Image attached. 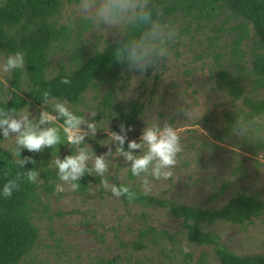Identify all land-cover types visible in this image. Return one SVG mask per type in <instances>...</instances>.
<instances>
[{"label":"rangeland","instance_id":"374dc122","mask_svg":"<svg viewBox=\"0 0 264 264\" xmlns=\"http://www.w3.org/2000/svg\"><path fill=\"white\" fill-rule=\"evenodd\" d=\"M78 3L63 0L56 22L77 29L85 21L90 27L80 39L74 38L69 46L62 45L53 53L52 74L61 61L69 62L72 43L94 53L121 38L115 30H98L80 16ZM160 19L178 29V35L156 69L144 74L127 70L118 80L99 78L79 101L67 102L77 116L91 120L95 113L97 133L86 137L79 147L90 146L97 156L107 153L109 147L114 153L115 143L107 145L109 134L120 133L121 125L132 129L127 133L129 141L140 142L146 126L168 122L178 130L184 151L173 176L152 181L147 194L206 208L222 207L242 192L264 200V76L253 71V25L222 7L204 13L172 11ZM7 55L0 52V63ZM11 82L12 72L0 73V100L11 99ZM109 92L111 106L105 108ZM135 105L140 112L129 120L127 113ZM23 108H28L33 118L41 110L51 112L52 104L31 103ZM62 124L60 120L54 125L61 128V143L35 153L39 200L34 223L40 237L20 264H108L111 260L117 264L140 260L148 264H221L213 247L192 244L185 238L180 221L168 210L125 205L102 185L103 179L110 185L120 181L134 193H145L141 178L132 175L131 165L123 157H113L104 177L86 172L76 181L79 187L75 190L62 182L55 159L77 154V147L68 144ZM82 128L87 130L86 125ZM14 146V140L5 141L0 134V149L12 153ZM49 169L57 174L49 184L51 191L45 189L43 178ZM145 222L159 231L169 230L174 240L146 239V249L135 250L133 244ZM200 226L231 252L264 256V213L245 224L216 221Z\"/></svg>","mask_w":264,"mask_h":264},{"label":"trees","instance_id":"16d2710c","mask_svg":"<svg viewBox=\"0 0 264 264\" xmlns=\"http://www.w3.org/2000/svg\"><path fill=\"white\" fill-rule=\"evenodd\" d=\"M77 2L79 0H70ZM162 12L183 11L185 13H204L222 7L242 17L253 25L255 32V56L252 62L256 75L264 76V0H153ZM63 7V0H4L0 4V52L25 54V68L12 72V96L9 100H0V108L21 109L28 104L44 105L43 93L48 91L51 99L76 103L87 89L99 78L107 77L118 80L128 70L124 63L117 62L115 51L121 39L108 44L103 50L90 53L72 43L69 48V62H60L57 71L52 74V55L62 45L69 46L74 38L80 39L90 23L82 21L81 26L72 29L70 26H59L56 17ZM140 31L129 35L139 37ZM68 79L70 83H61ZM24 92V93H22ZM112 94L105 96V108L111 106ZM140 108L135 105L127 113V118H136ZM32 157L35 153L22 150L21 158ZM17 158L8 150L0 149V192L9 180H16L19 190L10 198L0 194V264H20L37 245L40 234L34 223V212L39 200V185L29 182L27 171L36 169L37 161L21 168ZM57 177L49 169L43 175L45 189ZM116 185H123L116 181ZM130 203L127 196L120 198L125 205H140L147 208L166 209L180 221L185 238L192 244L211 246L221 264H264V256H240L231 252L217 242L210 232L205 231L200 223L223 221L232 224H245L264 213V200L247 192L238 193L219 208L187 205L184 203L160 198L154 195L136 192ZM139 239L133 248L146 249L145 240L164 237L171 241L175 235L165 229L157 228L145 222V227L138 232ZM205 261V255L202 256ZM206 262V261H205ZM108 264H117L111 260ZM135 264H148L140 260Z\"/></svg>","mask_w":264,"mask_h":264},{"label":"clouds","instance_id":"9594fccd","mask_svg":"<svg viewBox=\"0 0 264 264\" xmlns=\"http://www.w3.org/2000/svg\"><path fill=\"white\" fill-rule=\"evenodd\" d=\"M77 9L78 14L90 20L98 30H115L121 35L115 59L126 64L130 72L144 74L150 68L156 69L168 55V46L178 35V29L160 19L161 9L153 0H79ZM134 31L141 32L139 37L129 35ZM24 68L25 54L19 51L7 55L0 63V73L4 74ZM61 83L67 84L70 81L64 79ZM43 97L45 104H52V111L41 110L38 117L30 118L32 113L28 108H0V134L5 141H15L12 154L17 157L16 163L21 168H25L29 163H36L32 157L21 158L22 150L41 153L46 148H54L61 143V128L54 125L63 120L62 130L68 144L77 147V154L66 156L64 159L56 158L54 164L58 169L59 179L70 183L73 190L79 187L76 181L84 177L86 172H94L100 177L109 173L113 157H123L125 162L131 165V173L141 178L145 194L151 191L152 181H166L173 176V170L180 162L179 157L184 151V146L178 130L168 122H164L162 126L158 123L146 126L139 138L140 142L129 141L127 133L132 129L121 125L122 135L117 132L109 134L107 145L115 143V152L109 147L107 153L97 156L95 152L90 151V146L79 147L84 144L86 137L95 136L97 133L95 113L91 114L92 119L89 120L74 114L66 101L50 100L48 91L43 93ZM82 125H86L87 130H84ZM137 150H140L141 154L135 155ZM89 162L92 164L91 168ZM26 178L29 182H37L38 170L27 171ZM101 183L117 198L127 196L130 203L135 199L136 194L127 185H110L107 179H103ZM57 188L62 190L59 184ZM18 190L17 181L9 180L0 194L7 199Z\"/></svg>","mask_w":264,"mask_h":264}]
</instances>
